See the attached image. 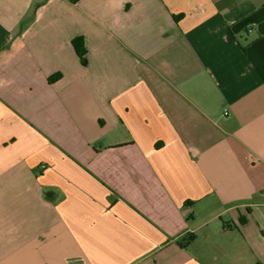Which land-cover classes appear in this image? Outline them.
<instances>
[{"label": "crops", "instance_id": "crops-1", "mask_svg": "<svg viewBox=\"0 0 264 264\" xmlns=\"http://www.w3.org/2000/svg\"><path fill=\"white\" fill-rule=\"evenodd\" d=\"M70 261L264 264V0H0V264Z\"/></svg>", "mask_w": 264, "mask_h": 264}, {"label": "trees", "instance_id": "trees-1", "mask_svg": "<svg viewBox=\"0 0 264 264\" xmlns=\"http://www.w3.org/2000/svg\"><path fill=\"white\" fill-rule=\"evenodd\" d=\"M71 44L73 46V49L76 53V55L78 56L79 58V61L80 63L83 65V66H86L87 65V61H86V49H85V46H84V43H83V38L82 37H76V38H73L72 41H71ZM61 77L60 74H55V75H52L48 78V82H53L57 79H59ZM193 239V236L192 235H189L187 239H185L183 242V244H188L191 240Z\"/></svg>", "mask_w": 264, "mask_h": 264}, {"label": "built area", "instance_id": "built-area-1", "mask_svg": "<svg viewBox=\"0 0 264 264\" xmlns=\"http://www.w3.org/2000/svg\"><path fill=\"white\" fill-rule=\"evenodd\" d=\"M68 264H88L86 261H70Z\"/></svg>", "mask_w": 264, "mask_h": 264}]
</instances>
